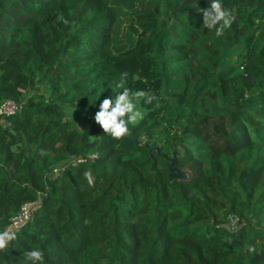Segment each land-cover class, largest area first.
Segmentation results:
<instances>
[{
  "label": "trees",
  "instance_id": "1",
  "mask_svg": "<svg viewBox=\"0 0 264 264\" xmlns=\"http://www.w3.org/2000/svg\"><path fill=\"white\" fill-rule=\"evenodd\" d=\"M207 6L0 0V106H20L0 115V230L34 204L0 264L33 248L44 264H264V0H223L222 38L202 25ZM123 11L135 35L116 54ZM124 73L155 100L116 141L94 114ZM167 158L193 175L171 181Z\"/></svg>",
  "mask_w": 264,
  "mask_h": 264
},
{
  "label": "clouds",
  "instance_id": "2",
  "mask_svg": "<svg viewBox=\"0 0 264 264\" xmlns=\"http://www.w3.org/2000/svg\"><path fill=\"white\" fill-rule=\"evenodd\" d=\"M207 8L198 9L203 18L202 25L209 31L214 30L217 38H222L226 30L231 28L234 21L232 13L223 6V0H206ZM136 77H133L135 80ZM115 94L100 100L98 111L94 114V121L102 128L103 132L112 139L119 141L130 134L129 125H134L142 120L145 111L143 105L153 104L155 97L143 89H131L127 86V73L121 75L115 83ZM98 97L91 103L95 105ZM158 106V105H157ZM83 178L91 187L94 183L93 173L88 170L83 173ZM17 239L15 231L0 230V250L9 247ZM25 264H44V253L40 248H33L23 253Z\"/></svg>",
  "mask_w": 264,
  "mask_h": 264
},
{
  "label": "rangeland",
  "instance_id": "3",
  "mask_svg": "<svg viewBox=\"0 0 264 264\" xmlns=\"http://www.w3.org/2000/svg\"><path fill=\"white\" fill-rule=\"evenodd\" d=\"M133 17H135L134 12H128V11L120 12L118 23L115 26L114 31H113V39L111 41V46H110L113 53L118 54L126 50L129 47L130 39H131L130 37L135 35V33H133L134 32L133 31V19H134ZM230 56L232 57V59H235V54H232ZM227 59L228 61L231 60L229 56ZM180 111L184 115V117L187 116V111L185 109L180 108ZM67 113H68L69 119L72 120L80 130H85L88 128L89 117L86 113H83L81 111H76L72 108H68ZM145 114H146V111H145ZM179 125L183 126L184 122L181 121ZM198 145L199 143L195 142L194 147H197ZM177 170L184 173L188 177L193 175V171L190 166L181 167V168H178ZM231 223L232 225L236 223V219H231Z\"/></svg>",
  "mask_w": 264,
  "mask_h": 264
},
{
  "label": "built area",
  "instance_id": "4",
  "mask_svg": "<svg viewBox=\"0 0 264 264\" xmlns=\"http://www.w3.org/2000/svg\"><path fill=\"white\" fill-rule=\"evenodd\" d=\"M19 109H20V106L16 104L15 102L6 101L0 106V115L6 116V117L13 116L19 111ZM90 157L94 158L96 157V155H93ZM84 161H85L84 159H78L73 164L76 165L77 163H81ZM55 172L57 173L58 170H55ZM33 207H34V204H31V203L24 205L20 213L16 217L11 219L10 224L8 225L7 229L17 232L21 228H23L31 219ZM236 223H237V220H236ZM236 223H234L233 226H235Z\"/></svg>",
  "mask_w": 264,
  "mask_h": 264
},
{
  "label": "water",
  "instance_id": "5",
  "mask_svg": "<svg viewBox=\"0 0 264 264\" xmlns=\"http://www.w3.org/2000/svg\"><path fill=\"white\" fill-rule=\"evenodd\" d=\"M167 160L170 162V165H169V171H170V180L172 181L173 179H185L187 176L178 171L174 165H175V160L174 158H167ZM227 229H230L229 226H226Z\"/></svg>",
  "mask_w": 264,
  "mask_h": 264
}]
</instances>
